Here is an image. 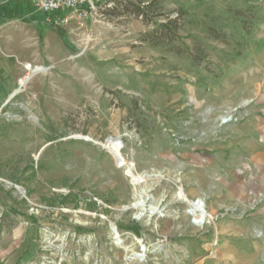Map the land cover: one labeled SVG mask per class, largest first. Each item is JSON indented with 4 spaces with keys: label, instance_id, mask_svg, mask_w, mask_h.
Returning <instances> with one entry per match:
<instances>
[{
    "label": "rangeland",
    "instance_id": "374dc122",
    "mask_svg": "<svg viewBox=\"0 0 264 264\" xmlns=\"http://www.w3.org/2000/svg\"><path fill=\"white\" fill-rule=\"evenodd\" d=\"M23 1L0 0V264H264V0L59 24Z\"/></svg>",
    "mask_w": 264,
    "mask_h": 264
},
{
    "label": "built area",
    "instance_id": "2783aa9c",
    "mask_svg": "<svg viewBox=\"0 0 264 264\" xmlns=\"http://www.w3.org/2000/svg\"><path fill=\"white\" fill-rule=\"evenodd\" d=\"M32 2L34 9L44 14L46 21L54 24L69 20L67 12L75 14L80 19L86 18L89 9L93 7L89 0H32Z\"/></svg>",
    "mask_w": 264,
    "mask_h": 264
},
{
    "label": "bare ground",
    "instance_id": "6f19581e",
    "mask_svg": "<svg viewBox=\"0 0 264 264\" xmlns=\"http://www.w3.org/2000/svg\"><path fill=\"white\" fill-rule=\"evenodd\" d=\"M25 66V68L27 69V70H30V73L28 74V75H30L31 74V69H30V66H32V67H35V66H33L32 64L30 65V64H27V65H24ZM27 75V76H28ZM35 76V75H34ZM33 76V77H34ZM26 77V76H25ZM19 84H20V88L22 87V78L19 80ZM119 164V163H118ZM127 174L129 175V176H131L132 177V180H133V182H134V184H139L140 183V181H141V178H139L138 176H136L134 173H133V171H132V168H129V169H127ZM149 190L150 189H146L145 190V193H148L149 192ZM150 197V196H149ZM177 197H178V199H183V200H187V201H189V203H190V206H191V213H192V215L194 216V218H195V221H196V223H198V225H202V224H204L205 222H208L210 219H211V213H209L207 210H206V208H205V202H204V200L203 199H199L198 201L197 200H189L188 198H187V196H186V194L184 193V192H182V191H180L178 194H177ZM145 200H148V199H150V198H147V196L144 198ZM141 200V202L143 201V203H141V202H137L135 205L136 206H138V205H144V203H145V200ZM134 204H133V206H135ZM145 208H143L142 209V212H141V215H143V213H145ZM210 219H209V218ZM114 231H115V226H114Z\"/></svg>",
    "mask_w": 264,
    "mask_h": 264
},
{
    "label": "trees",
    "instance_id": "16d2710c",
    "mask_svg": "<svg viewBox=\"0 0 264 264\" xmlns=\"http://www.w3.org/2000/svg\"><path fill=\"white\" fill-rule=\"evenodd\" d=\"M129 4L133 7V12L136 14V15H143L145 16L146 18H149L147 12L150 8H152L154 5H160L161 3V0H138V2H133V1H130L128 0ZM145 1H149L148 4H143ZM119 4V3H118ZM150 19V18H149ZM146 22L147 19L145 20ZM177 22H178V19H174V20H169L168 22H162L160 23L158 26H159V29L162 27V28H167V29H171L172 26H177ZM173 29V28H172ZM156 32H159L158 28L155 29V31H152L151 33L150 32H145L142 34V40L143 41H148L150 43H153V44H159L161 43L162 41L155 38V33ZM154 34V35H152Z\"/></svg>",
    "mask_w": 264,
    "mask_h": 264
},
{
    "label": "crops",
    "instance_id": "0c3cea01",
    "mask_svg": "<svg viewBox=\"0 0 264 264\" xmlns=\"http://www.w3.org/2000/svg\"><path fill=\"white\" fill-rule=\"evenodd\" d=\"M5 8V7H4ZM3 8V12H5V14L7 15L8 14V11H7V9H9V7L7 6L6 7V9H4ZM30 8H32V9H34L33 8V4H32V1L29 3V2H27L26 0H24L23 1V3L20 5V7H19V9L22 11V12H26V11H28V9H30ZM18 9V8H17ZM18 9V12L20 11ZM34 20H36V21H38V20H40V17H36ZM45 20H46V18H45V16H43V21H44V23H45ZM39 23V22H38ZM39 25V28H38V31L41 33V34H45V31L46 30H44V28H42L41 27V25L42 24H38ZM14 94V92L11 94V96Z\"/></svg>",
    "mask_w": 264,
    "mask_h": 264
},
{
    "label": "water",
    "instance_id": "95a60500",
    "mask_svg": "<svg viewBox=\"0 0 264 264\" xmlns=\"http://www.w3.org/2000/svg\"><path fill=\"white\" fill-rule=\"evenodd\" d=\"M115 234L118 236V232H117L116 228H115Z\"/></svg>",
    "mask_w": 264,
    "mask_h": 264
}]
</instances>
